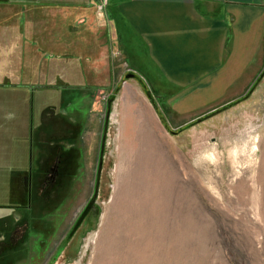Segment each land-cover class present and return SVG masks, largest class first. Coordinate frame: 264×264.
I'll return each instance as SVG.
<instances>
[{"label": "rangeland", "instance_id": "1", "mask_svg": "<svg viewBox=\"0 0 264 264\" xmlns=\"http://www.w3.org/2000/svg\"><path fill=\"white\" fill-rule=\"evenodd\" d=\"M106 9L0 0V73L15 78L0 89L33 117L44 106L56 137L68 119L77 130L70 159L53 141L62 162L47 153L26 180L30 210L0 220V264H264V75L173 113L125 78Z\"/></svg>", "mask_w": 264, "mask_h": 264}, {"label": "crops", "instance_id": "2", "mask_svg": "<svg viewBox=\"0 0 264 264\" xmlns=\"http://www.w3.org/2000/svg\"><path fill=\"white\" fill-rule=\"evenodd\" d=\"M102 1L107 8L103 18L127 72L152 94L164 92L173 113L205 98H240L260 73L264 0ZM8 79L15 78L4 69L0 82ZM73 92L77 99L79 92ZM17 93L0 89V220L14 208L26 212V180L41 172L47 134L55 136L59 132L54 127L61 128L51 124L54 118L44 108H37L33 117L31 107L15 104ZM66 106L61 114L77 111ZM74 126L68 119L58 138L69 140L65 151L60 150L69 159L72 136L77 137Z\"/></svg>", "mask_w": 264, "mask_h": 264}, {"label": "flooded vegetation", "instance_id": "3", "mask_svg": "<svg viewBox=\"0 0 264 264\" xmlns=\"http://www.w3.org/2000/svg\"><path fill=\"white\" fill-rule=\"evenodd\" d=\"M71 92H69V93H67V95H65V97L66 96H71L72 95V92L74 91L73 89H71L70 90ZM53 92H57V91H53ZM60 92V91H59ZM58 95V97H59V94H57ZM21 104V103H20ZM39 107V106H38ZM38 107H36V109L38 108ZM42 108H44V106H42ZM31 109L33 110V107H31ZM44 110H45V108H44ZM53 132V131H52ZM57 135V134H56ZM56 140H58V137H56V136H52V133L51 134H47V138L44 140L45 142H46V145H44V147L46 148V152L47 153H49V155H51V153H52V156L53 155H55V156H59V161H61L62 162V157H63V155H62V153L61 152H59L60 150H59V148H61L60 146H58V144L56 143V145H55V142L53 143V141H56ZM61 142V141H60ZM59 151H58V150ZM54 171V172H53ZM50 173L52 174V175H56V173H57V171L56 170H50ZM49 175V174H48ZM48 175L47 174H45L44 175V179L45 178H47L48 177ZM54 178V177H53ZM28 192H27V202H26V204H25V206H26V211H29L30 210V188H29V182H28Z\"/></svg>", "mask_w": 264, "mask_h": 264}, {"label": "water", "instance_id": "4", "mask_svg": "<svg viewBox=\"0 0 264 264\" xmlns=\"http://www.w3.org/2000/svg\"><path fill=\"white\" fill-rule=\"evenodd\" d=\"M263 75H264V69L260 72V74L258 75V77L256 78L255 81H257V79H260ZM125 78H126V79H132V78H133V79H138V78H135V76L132 75V74L129 73V72L126 74ZM252 87H253V85L250 87V90H248V92H251ZM248 92H247V94H248ZM233 104H234V103H233ZM233 104H230V105H228V106H225V107L221 108L220 110L226 109L227 107H229V106H231V105H233ZM220 110H218L217 112H219ZM217 112H216V113H217ZM212 114H215V113L213 112Z\"/></svg>", "mask_w": 264, "mask_h": 264}]
</instances>
